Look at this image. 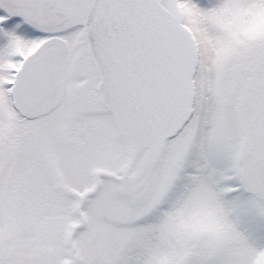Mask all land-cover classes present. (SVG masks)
<instances>
[{"label":"snow or ice","instance_id":"1","mask_svg":"<svg viewBox=\"0 0 264 264\" xmlns=\"http://www.w3.org/2000/svg\"><path fill=\"white\" fill-rule=\"evenodd\" d=\"M0 264H264V0H0Z\"/></svg>","mask_w":264,"mask_h":264}]
</instances>
